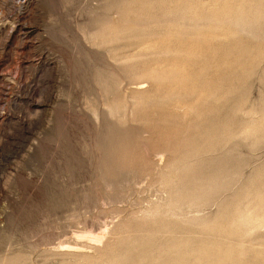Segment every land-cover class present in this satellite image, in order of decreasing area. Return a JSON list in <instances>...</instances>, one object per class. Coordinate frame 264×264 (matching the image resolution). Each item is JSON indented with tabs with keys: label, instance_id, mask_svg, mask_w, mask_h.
I'll return each instance as SVG.
<instances>
[{
	"label": "rangeland",
	"instance_id": "obj_1",
	"mask_svg": "<svg viewBox=\"0 0 264 264\" xmlns=\"http://www.w3.org/2000/svg\"><path fill=\"white\" fill-rule=\"evenodd\" d=\"M0 264H264V0H0Z\"/></svg>",
	"mask_w": 264,
	"mask_h": 264
}]
</instances>
